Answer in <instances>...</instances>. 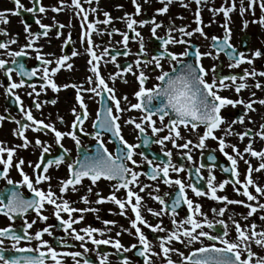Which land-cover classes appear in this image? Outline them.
<instances>
[{"label": "flooded vegetation", "instance_id": "obj_1", "mask_svg": "<svg viewBox=\"0 0 264 264\" xmlns=\"http://www.w3.org/2000/svg\"><path fill=\"white\" fill-rule=\"evenodd\" d=\"M82 8L88 13V21L93 22L95 25V31L91 34V39L94 45V52L97 56H101L98 62V68L101 77L105 80L109 87L114 88L115 95L120 101V106L122 109H129L128 111H122L119 113L120 119L118 123L121 128V135L124 140L129 144H136L139 147L134 149V156L138 162V167L131 164L129 161H125L128 167L133 168L135 171L142 173L138 177V183L135 185L130 184L129 187L133 192H136L142 197L141 201V215L143 218L151 225H156L160 223L161 226L166 230V232L171 231L173 225L171 224L172 216L170 214H162L161 216H153L148 209L151 208L154 211L159 212L162 207L158 201L152 199L153 196L159 195L163 198L168 205L171 204L170 197H174L175 193L178 191V186L176 185H166L163 183L162 179L151 180L148 175L144 173H149L151 167L146 161L142 159L140 153L143 152L148 159L153 161V167L159 165L161 167L168 161V157L164 155V152L171 151V163L173 165H183L184 171L180 173H175L170 170L169 176L173 179L179 178L186 185L190 183H195L202 191L207 192V180L209 172L214 177L213 184L219 185V183L230 180L235 181L237 177H232L231 172L223 171L224 168H231V162L227 160V157L220 152L218 140L212 138H207L205 140V147L203 149L194 147L198 143V133L203 134L204 126L200 125L195 131L186 129L184 126H180L179 131L181 133L182 139H177V144H183L187 140H191L193 143L189 145V149H181L173 147L170 141H165L163 146L150 142L147 146L143 144V136L149 137L150 141H155L159 137L168 134V129L165 128L164 131L157 133L155 136L152 135L151 128L148 127L145 121L142 126L145 127V133L141 134L137 129H135L134 124L125 123L126 120H135L137 123L141 122V117L143 113L138 109H131L130 105L138 102L136 96L134 95L136 91L139 90V81L137 76L139 72L144 71L145 75L148 77L145 82V87L151 88L155 84L159 83L155 78L160 74V69H155L154 65L148 64L145 66L143 61L150 60L152 56L158 55L162 51L161 41L156 37L167 38V32L170 25H174L176 28L181 26L185 27L186 31H192L197 25L195 23V13L197 5L195 0H172V3L168 6V11L164 14H158L156 9L163 6L160 0H149L145 3L144 0H137V3L141 4V12L139 15L135 14V7L133 6L131 0H79ZM235 3V10L229 13V19L227 21L228 28L230 29V40L229 43L238 51L243 52L247 58L252 59V63L247 62L241 63L238 67H228L229 63H234L230 61L229 57L225 52H220L217 57L216 49L213 47L215 43H219V40L224 38V23L225 17L222 12H217L215 15L210 9L220 8L221 6L229 7ZM21 3L25 7H32V0H21ZM182 4H187V7H183ZM248 0H244V6L247 9ZM122 5V7H117ZM43 6L46 11L40 13L38 8ZM15 5L12 0H0V11L6 9H13ZM63 7L62 11H53V8ZM201 15V27L205 33V36H201L199 33L194 32L191 37L181 36L178 31H173L171 35L177 39H183L188 41L187 44L175 43L167 45L170 52L181 53L186 48L190 53L194 54L195 49L198 47L201 53L211 52L212 56H202L201 63L203 67L208 70V75L206 79L210 82L213 76L211 71L212 65L218 66V72L220 76L236 75L237 77L242 76L245 70L249 72L255 70L257 73L264 72V54L259 57H253V53L260 50L264 53V26L259 23H253V21H258L261 16L260 8L254 6L253 10H246L243 15L240 14V0H206V3H202L200 6ZM95 8L96 11L92 12L91 9ZM79 10L75 6H71V0H64L63 6L61 5V0H40V3L36 5V11L29 13L22 11L20 15H8V23L5 24L0 21V30H6L7 35L0 34V42L8 41L12 38L16 39V43L9 45L10 51H19L21 48L27 53L26 56L16 58L19 63H23L25 68L29 71L33 68H39L40 71L34 77H21L16 75L13 71L12 81L19 82L24 79V86L13 89L11 93L7 91V86L9 81L4 73L0 70V116L5 117L4 120H0V145L5 148H14V154L12 158L13 166L10 167L8 172V179H11L14 183L9 185L7 181L0 176V193H7L8 190L16 189L25 198H33V193L24 186L17 184L22 180L20 171L14 166L16 163L23 159L24 163L21 165L22 170L31 179H33L34 186L38 187L44 191H47L49 185L51 189L56 193L57 197L63 196V199L69 202L70 207L76 209H98L96 212L85 211V212H73L72 218L76 219L79 216H83V219L79 223H74L72 228L80 232L81 229L92 227L99 229V232L93 233L95 239H110L119 240L122 245L129 247L132 244H136L137 247L128 252H117L111 244L107 245H93L91 240L85 237L83 243L87 247L88 251L85 253L84 248L80 247L81 241H77L72 238L71 230L65 233L62 227H59V221L54 215V206L45 204L42 214L47 216L46 221H42L37 217V214L33 210H29L23 216H16L14 219L9 220L2 213H0V228L11 226V228L17 232V234H23V224L25 221L31 223L33 220L36 222L32 225V228L28 229L30 234H33L44 227H50L52 235L44 233L42 239L49 242L58 252H80L83 255L76 257L75 260L71 256H63V264H76L79 261L83 264L85 258L90 260V264H99V256L107 254V264H122V258L127 257L130 264H144V258L139 256L137 253L142 249L139 244L138 238L135 235V230L131 228L130 220L134 219V214L131 211V207L126 205L125 215L120 214V208L113 202H104L97 204L95 201L99 198L97 193L101 197H108L114 192L118 199H126L127 189L120 188L118 191L114 189V185L117 184L116 180H106L101 179L95 185L91 183L88 178H84L82 182L75 185L76 191L72 190L73 186H69L68 190L61 194L59 192L60 182L67 180L69 178L68 163L75 161L77 159H82L85 148L87 149V154L92 155L96 148V140L91 135L95 130L93 128V122L96 120V114L101 109V100L103 99L109 105L111 102L107 100L108 94L102 93L101 96H96L91 92L84 91L81 93L83 97V102L87 106L88 117L84 120L80 128L72 129L71 125L75 116L72 109L76 110V113H81L79 102L76 101V89L72 87L63 88L61 87L59 91H53L50 87H45L41 91L40 86L44 84L41 79L43 75V66L41 61H38L35 57L37 55V50L43 59L52 61L51 64L47 65L49 69L55 67V61L61 56L67 55L69 59L65 61V66H62L54 75H50V79L56 83L58 86L64 84H77L82 85L83 88L87 89L89 87H95V82L92 85L87 83V78L93 76L94 74L89 70L91 65L88 64L90 56L87 54V40L86 38L82 41V31H86L81 28L83 23L81 13L79 16L77 12ZM108 12L111 17V22L107 25L103 23H96L97 21H103L105 19L103 13ZM133 15V18L137 21L140 20H151L153 17L157 23H161L162 27L157 29L156 37L152 36L151 27L152 24H145L140 26L135 25L136 31L140 32L143 37L144 53L140 52V38L134 37V33L129 30L126 26V22L120 19L125 13ZM39 19L42 24L49 25V30L47 36L39 35L33 41V46L31 48L24 47L28 40L30 39L24 32V24L29 25V30L33 33H42L44 30L36 24V20ZM244 21H248L247 27H244ZM64 25L63 28L58 27V25ZM118 29L119 32H113L111 36L108 35L112 29ZM57 32L60 33L57 36ZM127 32L129 35L128 45L125 49L122 40L123 37L120 33ZM216 36L219 38L218 41H213L212 37ZM70 37V42L65 43ZM206 37V38H205ZM191 45V47L189 46ZM108 49L107 54H103L104 50ZM76 51L78 55L72 56V52ZM127 51L128 55H123ZM121 54H117V53ZM146 54V55H145ZM115 55V61H112L111 57ZM0 59H5L8 61L9 67L15 68V65L11 63L12 57L6 54L4 49H0ZM139 59L141 64L139 67L136 65V61ZM185 61H194V55H189L183 57ZM93 63H96L95 61ZM71 64V68H67L66 65ZM161 64L164 71H171L173 64L169 63L167 58L161 59ZM131 65L132 71L123 73L122 77H116L115 80L110 79V76L114 75L118 71H121L124 67ZM119 66V67H118ZM126 81V82H125ZM248 87L242 89L239 94L235 91V86L231 84L230 81H225V84H229L230 87L221 89L219 95L227 97L229 99L237 100L241 99L245 102L249 100L258 101L264 99V76L257 75L255 77L248 76L244 81ZM259 82L261 87L256 88L255 84ZM236 83H240L238 79ZM29 85H35L36 91L33 92L32 87ZM99 91V89H97ZM32 92V95L29 93ZM36 93H39L37 95ZM254 93V95H253ZM19 96L21 103L16 102L15 97ZM126 97L127 99H124ZM51 100H55L56 103H50ZM35 102L40 103V108L35 107ZM23 107L27 111H31L33 117L36 120H42L46 124H51L56 130L67 133L70 131H75L77 137L80 139L81 145L83 146L79 150L76 146L75 141L69 136H64L61 140L63 148L55 142V134L50 129H45L41 132L33 131L32 127L23 129L25 137L30 141L28 147H19L23 143V139L14 135L15 129H19L23 124L31 125V121H27L24 118L23 113L20 111ZM255 111H249L245 116L244 123L232 124V129L234 130L232 135H225L223 129L228 126L231 121L238 115L244 113L245 109L242 104H237L235 107L228 105L221 110V115L226 119L227 123L221 125L220 129L215 130L214 135L217 137L223 136L226 142L225 151L230 155H233L237 159V171L239 172L238 179L243 182L247 174L248 165L245 164V160L251 164L252 168H258L260 163H264V159L259 157H253L249 153H244L243 149L248 146L249 141H251V146L255 151L264 150V139L256 135L257 132L264 131L261 125H264V105L259 103L253 104ZM113 112L115 114V108L113 106ZM62 118V120H61ZM156 121V127H161V122L158 116H153ZM15 121H20L17 124ZM251 121V122H250ZM168 123V118L165 117L164 124ZM251 129V132L243 140L239 138L235 133H243L246 130ZM88 133L89 135H85ZM36 138L45 142V146L49 147V151L44 153L43 163H47L48 160H54L57 156L65 155V160L58 167L53 164L49 166L48 171L43 172V166L40 169L34 171V167L37 163L41 162V152L42 148L35 144ZM101 139L104 142L105 147L112 153L113 156L117 154V148L123 147L119 144V141L112 136L111 133H103ZM232 145H235L237 150L243 154V159L236 156V153L232 151ZM64 149H68V153L64 154ZM187 151L189 155L192 156V160L189 161L183 156V153ZM209 155H214L216 159L214 161L208 160ZM0 158L7 159V153H0ZM204 167H201V165ZM196 168H200L199 174L196 173ZM0 172H3V164H0ZM37 174L48 175L51 177L49 181H42L39 185H35V176ZM162 175V174H161ZM252 179L257 186L264 187V170L259 172L253 171L251 173ZM144 185H148L144 191H140V188ZM91 187L92 191L88 192L87 189ZM158 189V191H157ZM239 189V192L237 191ZM243 191L242 185H236L235 188L233 183H228L225 185L223 190L218 188V196H227L229 200L243 201V204H227L226 202L214 201L210 199L209 195L196 196L190 188H186V193L189 199L193 200L194 204H200L202 206L201 211L207 216L209 221L214 222L212 228L204 227L203 230L208 232L210 235H221L224 231L223 226L215 223V221L224 220L225 224L228 226V239L235 240V226L232 221L238 222L242 227L250 226L251 224H256V231H264V209L257 207V211L253 213L252 216H247L249 209L245 207V204H253V206H258L259 204H264V195H261L255 191L254 186H249V191L257 197L255 201H248L247 197L243 196L241 193ZM167 194V195H166ZM86 196L88 203L85 204L81 197ZM59 202V200H58ZM133 203L135 200L133 198ZM224 207L226 210L223 216L214 215L213 209L219 210ZM177 215L175 219L177 221L185 219L187 215V206L181 203V206L177 209ZM63 219H68L67 213H61ZM231 217V219H229ZM244 217H247L245 219ZM197 219H203L201 216H197ZM115 221L116 223L105 225L103 221ZM141 231L151 242L152 251L160 253L157 256H151L152 264H165V258L163 253H161L159 248L158 237L164 236L166 232H153L150 228L139 225ZM187 227V225H185ZM122 229H127L128 231H123ZM199 231V229L197 230ZM117 232L121 234L117 236ZM131 233V234H129ZM62 238V239H61ZM3 250L6 257L12 255H21L17 253L12 248L14 241L10 238H3ZM57 240H61L57 243ZM37 241L33 239L30 246L32 248L37 247ZM214 243L207 238L201 237L199 240L194 241L190 245H185L179 242H173L170 247H174L183 252L184 256L187 257L190 252L201 246H208ZM217 247H220L218 241L215 242ZM251 249L257 254V256H264V248L256 245L254 242L250 241ZM26 245L25 241H21L19 247H24ZM32 254V253H29ZM99 254V255H98ZM246 256V253L242 254V258ZM169 258H171L176 264H181L182 258L176 252H170ZM255 261L256 257L252 258ZM46 264H51V261H47ZM183 264H187L186 261Z\"/></svg>", "mask_w": 264, "mask_h": 264}, {"label": "snow or ice", "instance_id": "obj_2", "mask_svg": "<svg viewBox=\"0 0 264 264\" xmlns=\"http://www.w3.org/2000/svg\"><path fill=\"white\" fill-rule=\"evenodd\" d=\"M15 7L13 9H6L0 11V21H3L5 24L8 23V15H20L22 11H26L29 13H33L36 11V5L40 3V0H32L33 6L32 7H25L21 0H12ZM90 3L91 0H88ZM133 6L135 7V14L139 15L141 12V4L137 3V0H131ZM145 3H148L149 0H144ZM163 4L162 7L156 9L158 14H164L168 11L169 4L172 3V0H160ZM197 5L196 13H195V23L196 27L192 31H186L185 27L181 26L176 28L174 25H170L167 32V38L163 37H156L157 29L162 27L161 23H157L155 18L153 17L151 20H140L137 21L133 18L132 14L125 13L123 19L126 22V26L129 30L134 33V37L140 38V52L144 53V44H143V37L141 36L140 32L136 31L135 25L139 24L141 27L145 24H152L151 33L152 36L156 37L158 40L161 41L162 51L159 52L158 55L152 56L150 60H145L143 63L145 66L148 64L154 65L155 69H160V74L156 76V80L159 83L155 84L151 88L145 87V82L147 81L148 77L145 75L144 71H140L139 75L136 77L139 81V90L135 92V96L138 100L137 103L131 104V109H138L140 110L143 115L141 117V122L137 123L135 120H126L125 123H132L134 124L135 129L139 131V133H145V127L142 124L146 121L148 127L151 128L152 135L155 136L157 133L164 131L165 128L168 129V134L162 137H159L155 141H150L149 137L143 136V144L147 146L150 142H154L156 144H160L163 146L165 141H170L173 147L181 148V149H189V145L193 142L191 140H187L183 144H177V139H182L181 133L179 131L180 126H184L186 129L190 128V130L195 131L200 125L204 126L203 134L198 135V143L193 145L194 147L203 149L205 147V140L207 138H212L214 140H218L219 143V150L223 153L227 160L231 162V168H224L223 171L231 172L232 177H237L235 181L225 180L219 185H214L213 180L214 177L209 172L208 180H207V192L202 191L199 187L196 186L195 183L185 184L181 179L178 177L173 179L169 176L170 170L175 173H180L184 171L183 165H173L171 163V151L164 152V155L168 157V161L164 164L163 167L153 165V161L148 159L145 153L141 152L140 156L147 164L151 167V171L149 173H144L148 175L149 179L157 180L162 179L163 183L166 185H176L178 186V191L175 193L174 197H170L171 204L168 205L166 201L161 198L159 195L153 196L152 199L158 201L161 205H165L162 207L159 212L154 211L153 209L149 208L148 211L153 216H161L162 214H170L173 218L171 220V224L173 228L171 231L166 232V230L161 226L160 223L156 225L149 224L141 215L140 207L142 197L138 195L136 192H133L129 187L130 184L135 185L138 183V177L142 174L140 172L135 171L133 168L128 167L125 161L131 162L134 166H139L138 162L133 159L134 156V149L139 147L136 144H129L126 140H124L123 136L121 135V128L120 124L118 123L120 116L119 113L122 111H128L129 109H122L120 106V101L117 99L115 95L114 88L108 86L105 80L101 77L98 62L101 59V56H97L94 52V45L91 39V34L95 31V25L93 22L88 21V13L82 8L79 0H71V6H75L76 9L79 11L77 15L79 16L83 13L82 20L83 23L81 24V28L84 29L86 27V31H82L81 39L82 41L86 38L87 40V54L90 56L88 60V64L91 65L90 71L94 74L93 76H89L87 78V83L92 85L95 82V87H89L87 89L83 88L82 85L77 84H64L62 86H58L50 79V75H54L62 66H65V61L69 59L67 55L61 56L55 61V67L49 69L47 65L51 64L52 61L43 59L40 55L39 51L37 50L36 59L41 61L43 66V75L41 79L44 81V84L40 86L41 91L45 89V87H50L53 91H59L61 87L68 88L72 87L76 89V101L79 102L80 108L82 110L81 113H76V110L73 108V114L75 119L72 122V129L80 128V131H83V128L80 127L84 120L88 117L87 106L83 102V97L81 95L82 92L87 91L91 92L96 96H101L102 93H107L108 97L107 100L111 102L109 105L103 99L101 100V109L96 114V120L93 122L94 132L91 134L93 138L96 140V148L92 155L87 154V149L85 148V152L82 159H77L75 161L69 162L67 167L69 171V178L67 180H63L60 182L59 192L61 194L65 193L69 186H73L72 190L76 191L75 185H78L82 182L84 178H88L93 185H95L99 180L106 179L109 181L116 180L117 184L114 185V189L118 191L120 188L127 189L126 192V199H118L114 192L110 194L108 197H101L99 193L97 196L99 197L95 203L100 204L104 202H113L120 208V214L125 215V207L126 205L131 207V211L134 214V219L130 220L131 228L135 230V235L138 238L139 244L142 246V249L137 253L139 256L144 258V264H152L151 256H157L160 253H156L152 251L151 242L147 239L144 233L141 231L139 225H144L150 228L153 232H166L164 236L158 237L159 240V248L161 253L165 258V264H176L171 258H169L170 252H176L181 258L183 264L184 261L187 264H264V256H257L255 252L251 249L250 241L254 242L256 245L264 248V231L257 232L256 231V224L253 223L250 226L242 227L238 222L232 221L235 226V233L236 238L235 240H229L228 237V230L227 225L225 224L224 220L215 221L219 225L223 226L224 231L221 235H210L208 232L204 231L203 228H212L214 226L213 221H209L207 216L201 211L202 206L200 204H194L193 200L189 199L186 193V188H190L191 191L196 196L202 195H209L210 199L214 201H221L226 202L227 204H243V201L238 200H229L227 196H218L217 190H223L225 185L228 183H233L235 188L236 185H242L243 191L242 195L247 197L248 201H255L257 197L253 195L249 191V186H254L255 191L261 195H264V187L257 186L252 179L251 173L253 171H261L264 170V163H260L258 168L253 169L251 164L247 160H245V164L248 165L247 174L243 182H241L239 177V172L237 171V159L230 155L228 152L225 151L226 142L223 136L217 137L214 135L215 130L220 129L221 125L227 123L226 119L221 115V110L228 105L235 107L237 104H242L244 106V113L238 115L234 118L231 123L228 124L226 128L223 129L225 135H232L234 130L232 129V124L236 123H244L245 116L249 111H255L253 104L259 103L264 105V99H260L258 101L249 100L245 102L241 99L233 100L227 97H223L219 95V91L221 89H225L230 87L229 84H225V81H230L232 85L235 86V91L237 94L240 93L242 89L248 87V85L244 82L245 78L248 76L255 77L257 75L264 76V72L257 73L255 70L249 72L248 70L244 71L242 76L237 77L236 75H229V76H220L218 72V66L212 65L211 71L213 73L212 79L209 82L206 79L208 75V70H206L202 63L201 58L202 56H212L211 52H204L201 53L199 48L197 47L193 53H190L189 50L186 48L181 53H173L170 52L167 48L169 44L181 43L187 44L188 41L183 39L177 40L175 39L171 33L173 31H178L181 36H188L191 37L194 32L199 33L201 36H205L203 28L200 26L201 15H200V5L202 3H206V0H195ZM259 4L261 10V16L259 17L258 21H253V23H259L264 26V0H248L247 9L244 6V0H240V8L239 12L241 15L245 13L246 10H253L256 4ZM64 0H61V5L63 6ZM183 7H187V4H182ZM117 7H122V5H118ZM235 3L229 7L221 6L220 8H213L210 11L215 13L222 12L225 17L224 27V38L219 40L218 37L213 36L212 40L218 41L219 43H215L213 47L216 49L217 57L220 52H225V54L229 57L230 61H234V63H229L228 67H238L241 63L247 62L248 64L252 63V59L247 58L243 52H238L230 43V29L228 28L227 21L229 19V13L235 10ZM53 11H62L63 7L60 8H53ZM40 13L46 11V8L40 6L38 8ZM92 12H95L96 9H91ZM105 19L103 21H97L96 23H103L105 25L111 22V17L108 12L103 13ZM36 24L39 25L41 29L44 31L42 33L33 34L29 30V25L24 24V32L30 38L28 43L24 46L27 48H31L33 46V41L39 35L47 36L49 25L42 24L39 19H37ZM248 21H244V27H247ZM58 27L63 28L64 25H58ZM113 32H119L118 29L113 28L111 32L108 33L109 36L112 35ZM0 34L7 35L6 30H0ZM123 37L122 43L127 48L129 35L127 32L120 33ZM60 33L57 32V36ZM206 38V37H205ZM70 42V37L65 43ZM16 43V39L12 38L5 42H0V49H4L6 54L12 57L11 63L15 65V68L9 67L8 61L5 59H0V70L4 71L7 80L9 81L7 86V91L9 93L12 92L13 89L20 88L24 86L25 81L21 79L18 83L12 81V73L13 71L16 72V75L21 77H34L40 71L39 68H33L30 71L25 68L23 63H19L16 58L26 56L27 53L21 48L19 51H10L9 45ZM191 47V45H189ZM108 49L104 50L103 54H107ZM72 56L78 55L76 51H73ZM121 54V53H117ZM262 53L260 50L255 51L252 55L253 57H259ZM123 55H128V52L125 51ZM146 55V54H145ZM189 55H194V61H185L183 57H187ZM167 58L170 64H173L171 71H164L163 66L161 64V59ZM112 61H115L116 56L113 55L111 57ZM96 63H93V62ZM141 61L137 59L136 65L139 67ZM67 68H71V64L66 65ZM119 67V66H118ZM132 66L128 65L124 67L121 71H118L114 75L110 76V79L115 80L116 77H122L123 73L131 72ZM240 80V83H236L237 80ZM126 82V81H125ZM32 87L33 92L36 91L35 85H29ZM256 88H260L261 85L259 82L255 84ZM99 89V91L97 90ZM33 93L30 92L29 95ZM39 95V93H36ZM254 95V93H253ZM16 102L18 104L21 103L20 97H15ZM124 99H127L124 97ZM50 103L55 104V100H51ZM113 106L115 108V114L113 112ZM35 107L40 108V103L35 102ZM20 111L23 113L24 118L27 121H31V125L23 124L21 128L15 129L13 134L18 135L23 139V143L19 145V147H28L30 141L25 137L23 129H27L32 127L33 131L41 132L45 129H50L55 134V142L63 148V145L60 143L64 136H69L73 141H75L78 155L79 150L83 147L81 145L80 139L77 137L75 131H70L67 133L58 131L55 127L51 124H46L42 120H36L31 111L25 110L21 107ZM153 116H158L159 121L161 122V127H156V121L153 119ZM165 117L168 118V123L164 124ZM5 117L0 116V120H4ZM62 120V118H61ZM17 124H20V121H15ZM251 122V121H250ZM261 128L264 129V125H261ZM111 133L116 140L119 141L120 145L123 147L117 148V154L115 156L112 155L111 152L105 147L101 136L103 133ZM251 129L246 130L243 133H235L239 136L241 140H243L246 136L249 135ZM85 135H89L88 133H84ZM256 135L260 136L261 139H264V131L257 132ZM35 144L42 148L41 152V162L37 163L34 167V171L36 169H40L43 166V172H47L49 166L55 164L57 167L64 162L65 155L57 156L54 160H48L47 163H43V156L44 153L49 151V147L45 146V142L41 141L39 138H36ZM232 151L236 153V156L243 159V154L239 152L235 145H232ZM14 148H5L4 146L0 145V153H7V159L0 158V164H3V172H0V176H2L9 185H12L14 182L11 179H8V172L10 167L13 166L12 158L14 154ZM68 149H64V154L68 153ZM244 153H249L253 157H259L264 159V150L255 151L251 146V141H249L248 146L243 149ZM183 156L186 157L189 161L192 160V156L189 155V152L185 151ZM216 157L214 155H209L208 160L214 161ZM24 163L23 159H20L18 163L14 166L20 171V175L22 180L16 182L17 184L26 186L30 192L33 193V198H25L21 195V193L16 189L8 190L7 193H0V213H2L5 217L9 220L14 219L16 216H23L26 214L30 209L35 211L37 217L42 220L46 221L48 219L47 216L42 214L45 204L53 205L54 206V215L56 219L59 221V227H62L64 232L67 233L71 230L72 238L81 241L80 244L81 248H84V252L88 251L87 247L83 241L85 237L91 240L93 245H107L111 244L113 248L120 252H128L132 249L137 247L136 244H132L129 247H125L121 244L119 240H110V239H95L93 237V233L99 232V229H95L92 227H87L81 229L80 231L84 233L81 235L80 232H77L76 229L72 228L74 223H79L80 220L83 219V216H79L76 219L72 218L73 212H85V211H92L96 212L98 209H76L72 208L69 205V202L63 199V196L57 197L56 193L52 191L51 185L47 191H44L38 187L34 186L33 179H31L21 168V165ZM201 167H204L202 164ZM196 173L199 174L200 168H196ZM162 174V175H161ZM51 179L48 175L37 174L35 176V185H39L42 181H49ZM148 187V185H144L140 188V191H144V189ZM88 192L92 191V188L89 187L87 189ZM158 191V189H157ZM239 192V189H237ZM167 195V194H166ZM133 198L135 203H133ZM59 200V202H58ZM81 200L87 204L89 201L86 196L81 197ZM181 203L187 206V215L185 219L177 221L175 219L177 213V209L181 206ZM245 207L249 209L247 216H252L253 213L257 211V207L260 209H264V204H259L258 206H253V204H245ZM225 208L222 207L219 210L213 209L214 215L223 216L225 212ZM67 213L68 219H63L61 217V213ZM197 216L203 217V219H197ZM247 219V217H244ZM231 219V217H229ZM264 219V216L261 217ZM36 221L33 220L31 223L25 221L23 224V234H17L11 226L0 228V237L3 238H10L14 241L12 248L15 252L20 253L21 255H12L10 257H6L4 255L3 250V239H0V264H46L47 261H51V264H63V260L61 257L63 256H71L74 260L76 257H80L83 254L80 252H58L52 245L49 244L48 241L42 239V235L47 233L48 235H52L50 231V227H44L43 229L37 230L34 235L30 234L28 229L32 228V225ZM105 225L108 224H115V221H103ZM187 225V227L185 226ZM199 229V231H197ZM123 231H128L127 229H122ZM121 233L117 232V236ZM131 234V233H129ZM201 237L207 238L210 241H213L211 245L208 246H201L199 248L194 249L192 252L189 253L187 257L184 256L183 252H179L178 249L174 247H170L173 242H179L182 244L190 245L194 241L199 240ZM35 239L37 243L36 248H32L30 246L31 241ZM62 239V238H61ZM25 241L26 245L24 247H19L21 241ZM216 241L219 242L221 245L220 247L216 246ZM61 240H57V243H60ZM32 253V254H29ZM246 253V256L242 258V254ZM99 255V254H98ZM253 257H256L255 261H253ZM76 264H80L79 261H76ZM83 264H90V260L85 258L83 260ZM99 264H107V254L99 256ZM122 264H130L129 259L125 256L122 258Z\"/></svg>", "mask_w": 264, "mask_h": 264}, {"label": "rangeland", "instance_id": "obj_3", "mask_svg": "<svg viewBox=\"0 0 264 264\" xmlns=\"http://www.w3.org/2000/svg\"><path fill=\"white\" fill-rule=\"evenodd\" d=\"M255 7H256V8H260L258 3L255 5Z\"/></svg>", "mask_w": 264, "mask_h": 264}]
</instances>
